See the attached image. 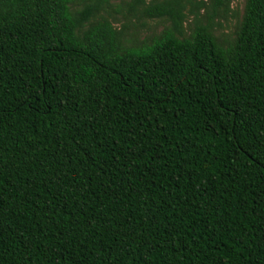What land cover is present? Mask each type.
Returning a JSON list of instances; mask_svg holds the SVG:
<instances>
[{
  "label": "trees",
  "instance_id": "obj_1",
  "mask_svg": "<svg viewBox=\"0 0 264 264\" xmlns=\"http://www.w3.org/2000/svg\"><path fill=\"white\" fill-rule=\"evenodd\" d=\"M232 3L0 0V264H264V0Z\"/></svg>",
  "mask_w": 264,
  "mask_h": 264
},
{
  "label": "rangeland",
  "instance_id": "obj_2",
  "mask_svg": "<svg viewBox=\"0 0 264 264\" xmlns=\"http://www.w3.org/2000/svg\"><path fill=\"white\" fill-rule=\"evenodd\" d=\"M245 1L246 0H233L232 11L228 18V21L223 23L225 32L231 33L235 30L243 15ZM116 17L122 20V17L120 15H116ZM144 21L146 22V26L141 31H143V34L145 35L160 32L164 27V23L157 19H145ZM122 23L123 21L120 23H116V25L118 27H121Z\"/></svg>",
  "mask_w": 264,
  "mask_h": 264
}]
</instances>
